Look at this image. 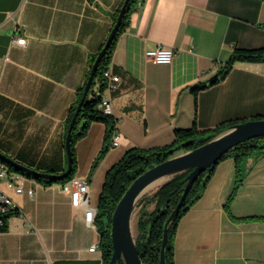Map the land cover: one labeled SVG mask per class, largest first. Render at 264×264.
I'll use <instances>...</instances> for the list:
<instances>
[{
  "label": "crops",
  "instance_id": "1",
  "mask_svg": "<svg viewBox=\"0 0 264 264\" xmlns=\"http://www.w3.org/2000/svg\"><path fill=\"white\" fill-rule=\"evenodd\" d=\"M123 0H0V151L42 172L68 165L67 118ZM131 13L112 58L120 82L105 93L119 145L96 168L106 124L93 122L78 139L75 175L87 177L98 206L107 170L133 147L171 144L177 129L213 132L232 120L264 116V62H239L199 91L235 46H264V0H145ZM18 37H26L18 44ZM164 45L172 63L145 56ZM116 149L121 157L103 167ZM219 161L202 196L179 220L174 264H264V155ZM24 191L0 183L16 202L0 230V264H103L102 234L72 204L62 183L25 176ZM29 190L33 194H29ZM246 218H256L245 220ZM98 244L96 251H90Z\"/></svg>",
  "mask_w": 264,
  "mask_h": 264
},
{
  "label": "trees",
  "instance_id": "2",
  "mask_svg": "<svg viewBox=\"0 0 264 264\" xmlns=\"http://www.w3.org/2000/svg\"><path fill=\"white\" fill-rule=\"evenodd\" d=\"M138 0H130L126 12L124 14L122 23L111 42L110 46L105 52L102 58L99 68L94 76L90 89L88 91L87 97L82 105L81 111L77 117L75 126L72 131V152H73V170L72 173L63 179H47L42 178L32 172H26L20 170L8 163L12 170H15L26 177L34 178L36 180L42 181L46 184L52 183H65L70 180L77 172L78 160L75 150V144L78 139L86 135L91 124L96 121H100L106 124V136L105 142L100 150L98 157L94 160L91 170L98 167L100 162L105 158L109 150L111 149V142L113 135L116 132V125L114 119L110 114H105L99 104L102 100L103 94L106 91L108 81L104 75V72L110 66L116 48L119 36L125 31L127 25L129 24V18L131 13L136 9V3ZM125 3L122 1L121 5L113 15L114 24L113 27L101 48L97 53H92L89 56V73L87 78L81 88L77 91V98L74 104L71 106L66 126V136L68 133L69 125L76 113L77 107L83 97L84 91L86 89L87 82L92 72L93 64L99 52L104 48L118 18V15ZM239 62H264V46L257 48H243L235 46L230 58L223 65L220 72L214 76L209 83L200 82L195 85L192 90L197 99L200 90L206 88L208 84H215L220 79L225 78L230 70L235 64ZM259 118H264V116H259ZM246 120H232L225 122L220 125L213 132H199L196 124L191 128L177 129L175 131V139L171 144L164 146H157L152 148H141L133 147L128 149L124 155L115 162L106 172L105 181L99 195L98 200V214L95 220L98 226L102 238L101 247L103 249V264H110V260L113 253V242L111 235V225L113 212L121 200L127 189L130 187L132 182L137 179L140 175L146 172L153 166L163 162L170 157L177 154L186 152L188 150L194 149L215 136L221 133L226 128L231 127L234 124L243 122ZM200 138V139H199ZM195 139L189 144L181 145L182 143ZM252 155L261 156L264 155V135L259 137H254L248 139L233 148H231L223 157L224 159L229 156H233L237 161V181L235 188L228 198L225 207L229 215L231 214V203L236 195L237 189L242 181L240 162ZM1 160V159H0ZM219 160V161H220ZM4 161V160H3ZM217 161L215 164L208 167L194 183L190 185L189 193L184 201V204L179 211V213L173 219L172 224L169 228L168 244L166 249V260L168 264H174V236L178 227L179 220L182 216L196 203V201L202 196L210 178L212 177L215 167L219 163ZM66 170V169H65ZM64 170V171H65ZM63 171V172H64ZM190 170L184 171L174 175L170 180L160 185L152 194L145 196L141 201V208L139 210V217L137 220V236L136 244L140 253V256L144 264H162L160 260L161 247L164 236L165 222L171 214L172 210L178 204L183 192L184 186L187 181L185 180L186 175ZM12 213V212H11ZM256 218H246L245 220H254ZM7 220V218H6ZM117 264H126L122 259Z\"/></svg>",
  "mask_w": 264,
  "mask_h": 264
},
{
  "label": "water",
  "instance_id": "3",
  "mask_svg": "<svg viewBox=\"0 0 264 264\" xmlns=\"http://www.w3.org/2000/svg\"><path fill=\"white\" fill-rule=\"evenodd\" d=\"M130 0H125V3L118 15L116 24L104 46V48L97 55L93 64L92 72L86 85L83 97L77 107L76 113L69 125L68 133L66 136V150L68 155V165L64 172H42L31 167H28L15 159L7 156L0 151V159L11 164L12 166L24 170L26 172H32L42 178L47 179H63L69 176L73 170V152H72V131L75 126L77 117L81 111L82 105L87 97L88 91L94 79V76L99 68V64L105 55L106 50L113 41L126 12V7ZM264 135V118L251 119L226 128L217 136L209 140L208 142L188 150L186 152L177 154L169 159L160 162L159 164L148 169L137 179H135L130 187L127 189L121 200L118 202L112 216L111 235L113 242V253L110 260V264H117L122 259L126 264H144L140 256L136 237L134 234V216L138 199L144 194L145 188L153 181L165 177V180L161 182L164 184L170 180L174 175L190 170L186 175L187 181L184 186V192L176 205L172 210L168 219L165 222L164 236L161 247L160 260L162 264H168L166 260V249L168 244L169 228L173 222L175 216L181 210L184 201L189 193L190 185L195 182L201 173H203L208 167L219 161L223 155H225L234 146L254 137ZM200 139V138H199ZM195 139L186 141L181 145L189 144Z\"/></svg>",
  "mask_w": 264,
  "mask_h": 264
},
{
  "label": "built area",
  "instance_id": "4",
  "mask_svg": "<svg viewBox=\"0 0 264 264\" xmlns=\"http://www.w3.org/2000/svg\"><path fill=\"white\" fill-rule=\"evenodd\" d=\"M145 0H138L136 5L141 7ZM26 37H18L16 42L18 44H25ZM176 50L171 47H166L162 44L158 45L156 48L148 49L145 52V56L149 60H153L160 63H172L175 58ZM107 78L108 85L107 90H112L120 82V76L113 72L112 63L108 69L104 72ZM99 108L105 113L110 114L111 103L110 97L105 92L103 94L102 100L99 104ZM119 145V135L117 131L113 135L111 142V148L117 147ZM25 176L15 170H12L7 162L0 160V183L5 180L10 188H14L17 192H23L22 181ZM63 184L64 190L70 193L72 204L76 207L84 206L86 209L85 217L87 222L94 223L99 211L98 206H93L90 199V185L87 177H82L74 175L70 180ZM29 194H33L32 190H29ZM17 209V204L14 199L4 191L0 186V230L6 225L7 216ZM98 244H93L90 251L94 252L98 249Z\"/></svg>",
  "mask_w": 264,
  "mask_h": 264
},
{
  "label": "rangeland",
  "instance_id": "5",
  "mask_svg": "<svg viewBox=\"0 0 264 264\" xmlns=\"http://www.w3.org/2000/svg\"><path fill=\"white\" fill-rule=\"evenodd\" d=\"M100 150L97 153L95 159L98 157V155L100 153ZM120 155H121V149H116L114 151V153L112 154V156L109 158V160L106 162V164L103 167L105 168L106 166L110 165L116 159H119L121 157ZM95 171H96V169L94 170V172ZM160 185H162V183H159V184L155 185L154 187H152L151 189H149L148 191H146L144 194H142L140 196V198L138 199V202H137V205H136V209H135V216H134V221H135L134 234H135V237L137 236V227H136V224H137V220H138V217H139V210L141 208V204L140 203H141V201L143 200V198L145 196H148V195L152 194Z\"/></svg>",
  "mask_w": 264,
  "mask_h": 264
},
{
  "label": "bare ground",
  "instance_id": "6",
  "mask_svg": "<svg viewBox=\"0 0 264 264\" xmlns=\"http://www.w3.org/2000/svg\"><path fill=\"white\" fill-rule=\"evenodd\" d=\"M164 180H165V177H162V178H159V179L153 181L151 184H149V185L145 188V190H144L143 192L145 193L146 191H148L149 189H151V188L154 187L155 185H157V184L163 182Z\"/></svg>",
  "mask_w": 264,
  "mask_h": 264
}]
</instances>
